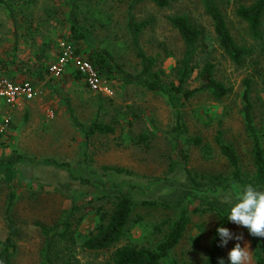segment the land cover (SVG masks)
Returning <instances> with one entry per match:
<instances>
[{"label": "rangeland", "instance_id": "rangeland-1", "mask_svg": "<svg viewBox=\"0 0 264 264\" xmlns=\"http://www.w3.org/2000/svg\"><path fill=\"white\" fill-rule=\"evenodd\" d=\"M131 1H90L84 4L81 18L84 26L91 31L92 45L109 47L120 64L134 70L139 66V60L126 29ZM252 1L222 0L221 4L228 17L232 34L240 43L253 50L252 55L247 57L241 66L234 63L221 48L203 0H171L166 7H159L151 0H144L135 8L138 20L151 21L150 26L141 35V42L150 54H159L162 65L168 72H171V67L182 57L184 51L182 37L170 24L169 16L187 14L190 17L202 30L200 50L195 58L198 68L206 61L213 62L217 79L230 88V92L221 99L206 92L188 100L176 99L174 101L176 105H171L162 95L135 86H124L116 76L115 78L110 75L102 76L108 90L96 92L91 90L83 79L73 77L71 73L75 70L73 68L68 70L67 67L66 72L55 76L56 78L44 74V78L36 85L42 94L37 98L38 105L35 106L34 113L22 114L15 122L22 133L27 135L25 137L33 139L29 143L34 147L33 155L24 158L20 169L22 180L17 186L10 185L9 189H1L0 183V239L7 234L4 210L8 196L13 190L17 193L13 216L20 227V234L15 264H44L42 254L45 236L38 223L53 225L62 212L71 206L74 195L77 196V204L81 206L76 218L83 215V219L76 225L79 234L76 235V245L71 249L73 252L69 251L70 248L67 250L65 246H61L59 248L62 250L61 255L71 256L78 264H112L110 260L112 250L98 253L82 248L81 243L84 240L83 235L89 234L99 221L95 209L86 213V207L102 206L110 209L113 195L111 194L109 198H100L99 195L104 193L103 191L95 186L81 185L78 179H71L70 171L51 163L49 161L51 159L72 162L74 175L77 177L89 174L87 169L78 163L87 156L98 172L103 165L125 167L131 172L130 175L112 174L109 181L122 182L124 186L130 182L136 185L132 191L140 203L145 199H153L162 185L159 187L150 179L166 175H174L172 176L174 178L181 176L182 173L178 165L175 173L169 172L170 163L178 158L170 131L177 118L176 110L180 107L190 134L201 135L214 144L217 130H222L225 139L236 146L244 163L250 168L251 139L246 132L240 106L246 81L250 80L255 121L264 136V91L261 79V71L264 69V38L255 39L247 23L235 12L240 4L248 5ZM23 3L22 0H18L16 5L18 9L22 8V13L30 21L22 27L23 35L18 54L12 49L15 26L5 13L1 12L0 3V59H7L9 55H13L18 60L21 56L31 65L33 60L29 57L35 50L39 48L41 50L46 43H51L52 54L60 51V43L65 41V19L69 7L61 0H36L35 6L29 8L23 7ZM96 10L100 11L98 15L102 18L101 21L92 16V12ZM23 79L29 78L22 73L18 80ZM198 84L199 80H194L188 87ZM71 112L83 123H90L98 117L114 125L116 130L112 134L94 135L86 141ZM144 132L149 134L148 141L142 140ZM214 147L216 150L213 157L207 159L199 147L192 145L189 165L203 172L226 170L225 158L219 153L218 147L216 145ZM65 182L71 183L70 190L61 184ZM166 216V211L161 208L141 204L132 216L130 230L119 245L128 242L151 244L160 236L155 230V225L161 224ZM201 221L206 222L202 244L197 246L196 241L190 237L193 234L190 232L175 251L176 258L186 261V264H205L206 248L215 226V217L211 214L193 216V223ZM228 227L233 232L244 235V240L249 243L248 264H257L245 228L232 223ZM262 239L264 241V237ZM70 242L66 245H70ZM235 243L233 240L224 247L226 256ZM241 243L243 246V242Z\"/></svg>", "mask_w": 264, "mask_h": 264}, {"label": "trees", "instance_id": "trees-1", "mask_svg": "<svg viewBox=\"0 0 264 264\" xmlns=\"http://www.w3.org/2000/svg\"><path fill=\"white\" fill-rule=\"evenodd\" d=\"M23 7H34L36 0H22ZM69 7L66 17L65 41L70 43L75 53L83 55L98 70L101 76L110 75L118 79L124 86H135L147 91L164 96L168 103L173 105L176 99L188 100L191 97L201 93H210L217 99L225 97L230 88L215 75V65L211 61H206L201 68L195 62L199 49V40L202 36V30L192 22L187 14L169 16L170 24L178 30L184 42V51L181 58L177 59L175 64L168 72L162 65L159 54H150L141 42L142 33L150 26V20H138L135 16L136 6L144 0H132L129 4L126 29L129 33L131 44L139 60V66L134 70L125 68L115 54L107 46H95L90 43L91 31L86 28L82 22L81 14L84 4L93 0H61ZM107 2L109 0H100ZM159 7L169 6L171 0H151ZM16 1L0 0L1 12L5 13L8 19L15 26V41L13 52L19 51V45L22 40V27L30 19L22 13V8L18 9ZM204 7L211 17L214 29L221 48L231 60L239 66L244 64L247 57L252 55V48L240 43L232 34L228 17L222 8V0H203ZM99 10L92 12V16L101 21L98 15ZM236 15L247 23L251 35L255 39L264 38V0H253L250 4H240L236 9ZM104 15V14H103ZM108 14L106 13V16ZM30 25V24H29ZM49 42V41H48ZM51 43H46L40 50H35L31 65L25 62L26 58L16 59L11 56L0 59L1 76L9 77L15 82L30 80L35 86L44 78V74L51 75L50 65L55 61L60 51L53 53L50 50ZM18 54V52H17ZM11 60V61H10ZM70 68L75 69L71 64ZM66 72V71H64ZM22 73L26 78L18 80ZM76 79H83L78 70L71 71ZM262 91H264V69L261 71ZM194 80H199V84L188 87ZM86 84V83H85ZM252 81L247 80L240 106L245 124V129L251 139L250 156L252 163L250 168L244 163L236 146L225 139L222 130H217L214 136V144L207 141L201 135L189 133L187 123L181 112L177 108V118L170 131L174 147L177 150V160L170 163V173H175L177 165L181 176L166 175L165 177H154L150 179L153 184L161 186L155 198L145 199L141 203L136 200L132 189L136 186L133 183L124 186L122 182L109 181L110 175H130L131 172L122 166L103 165L98 172L87 157L80 159L78 163L85 170L87 175L77 177L74 175L72 162H59L56 159L49 160L51 163L68 169L71 179L79 180L81 185L95 186L101 192L100 198H109L113 195L112 207L105 209L99 207H86L85 212L95 209L99 215V221L94 229L87 235H83L84 240L81 247L94 252L112 250V264H186V261H180L175 256V251L182 239L187 233L196 241V245L202 244L204 233L206 231V222L193 223L195 214H211L215 217V226L213 228L209 244L206 248L205 264H218L221 257L227 258L224 247H218V237L216 229L223 224L229 226L227 215L230 205L225 202V197H231L232 203L236 202V197L245 185L252 184L264 190V136L257 127L254 115V103L251 97ZM183 102V101H182ZM182 104V103H181ZM176 105V104H174ZM75 124L82 129L85 140L89 141L94 135H107L115 132L114 125L100 120L98 117L90 123H83L77 119L71 112ZM153 121V118H151ZM1 135V132H0ZM142 140L148 141L149 134L144 132ZM194 145L199 147L202 154L211 159L215 152L216 145L219 153L225 158L227 169L217 172H203L191 167L190 147ZM23 158L24 155L14 151L13 156L0 158V163L16 162L12 159ZM48 160V159H47ZM63 187L71 189V183H61ZM12 186H17L12 181ZM112 194V195H111ZM76 195L72 197V204L66 208L58 220L51 226L38 223L45 236V247L43 250L44 264H78L71 256L63 257L59 248L65 246L70 252L76 245L77 227L83 215L76 218L81 206L76 202ZM17 193L11 191L4 210V219L6 222L7 234L0 239V264H15V255L18 250V237L20 227L14 216L13 209L16 203ZM161 208L166 211L167 216L161 224L155 225L156 232L160 235L149 245H140L138 243H126L119 245L124 236L130 230V221L135 210L141 205ZM196 230V232H194ZM246 233L252 244V254L257 264H264V241L262 237H252ZM215 238V239H214ZM71 241V242H70ZM70 242V245L66 243ZM62 244V245H61ZM65 244V245H63Z\"/></svg>", "mask_w": 264, "mask_h": 264}, {"label": "clouds", "instance_id": "clouds-1", "mask_svg": "<svg viewBox=\"0 0 264 264\" xmlns=\"http://www.w3.org/2000/svg\"><path fill=\"white\" fill-rule=\"evenodd\" d=\"M224 199L230 205L227 215L229 223L247 229L252 237H264V190L248 184L239 192L235 203H232L231 197L226 196ZM216 237H218V247H227L229 242L236 241L235 246L228 252L227 258H219L218 264H248L249 243L244 240L242 233L237 234L221 224L216 229Z\"/></svg>", "mask_w": 264, "mask_h": 264}, {"label": "built area", "instance_id": "built-area-1", "mask_svg": "<svg viewBox=\"0 0 264 264\" xmlns=\"http://www.w3.org/2000/svg\"><path fill=\"white\" fill-rule=\"evenodd\" d=\"M71 64L82 74L84 82L91 90L96 92L108 90L103 77L95 66L83 55L75 53L70 43L62 41L60 43V55L50 65V72L54 76H60ZM41 94V89L30 80L15 82L9 77H0V98L5 99L10 104H16L22 99H37ZM10 122V116L0 120V132L8 128Z\"/></svg>", "mask_w": 264, "mask_h": 264}, {"label": "crops", "instance_id": "crops-1", "mask_svg": "<svg viewBox=\"0 0 264 264\" xmlns=\"http://www.w3.org/2000/svg\"><path fill=\"white\" fill-rule=\"evenodd\" d=\"M38 100L22 99L16 104H10L5 99L1 98V121L7 117H11V122L4 131H1L0 135V158L13 156L14 151L18 154L24 155L23 158L12 157L16 162H8L5 164L0 163V183L1 189H9L12 185V181L16 184L22 180L20 169L23 164L24 158L33 155L32 149L34 148L31 143L32 138L25 137L20 127L15 124L16 120H19L20 115H30L34 113L35 106L38 105ZM31 114V115H32Z\"/></svg>", "mask_w": 264, "mask_h": 264}]
</instances>
